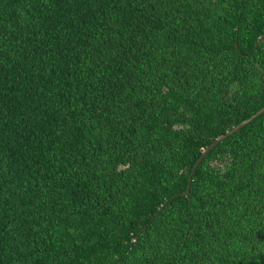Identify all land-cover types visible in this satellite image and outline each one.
I'll list each match as a JSON object with an SVG mask.
<instances>
[{
  "label": "trees",
  "instance_id": "1",
  "mask_svg": "<svg viewBox=\"0 0 264 264\" xmlns=\"http://www.w3.org/2000/svg\"><path fill=\"white\" fill-rule=\"evenodd\" d=\"M262 108L264 0H0V264H264Z\"/></svg>",
  "mask_w": 264,
  "mask_h": 264
},
{
  "label": "water",
  "instance_id": "2",
  "mask_svg": "<svg viewBox=\"0 0 264 264\" xmlns=\"http://www.w3.org/2000/svg\"><path fill=\"white\" fill-rule=\"evenodd\" d=\"M262 39V38H261ZM264 113V108H262L261 110H259L256 114H254L253 116H251L249 119L241 122L237 127H235L234 129H232L231 131L227 132L225 135L217 138L215 140L214 143H212L211 145H209L202 153L201 158L197 161V163L195 164L191 174H190V178L188 181V187L186 189V192L183 195H188L189 192V188H190V184H191V180H192V176L196 170V168L198 167L199 163L201 162V160L206 156V154L213 149L217 144H219L220 142H222L223 140H225L228 136H230L231 134L239 131L242 127H244L245 125H247L248 123H250L251 121H253L255 118L259 117L260 115H262Z\"/></svg>",
  "mask_w": 264,
  "mask_h": 264
}]
</instances>
